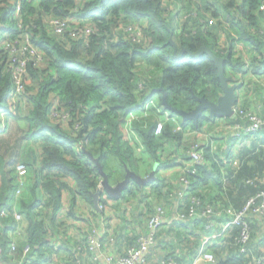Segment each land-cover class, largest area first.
<instances>
[{
  "label": "trees",
  "instance_id": "obj_1",
  "mask_svg": "<svg viewBox=\"0 0 264 264\" xmlns=\"http://www.w3.org/2000/svg\"><path fill=\"white\" fill-rule=\"evenodd\" d=\"M263 4L264 0H19L21 9L16 12L14 4L0 1V111H3L0 118L4 116L6 120L5 128L0 130V210H11L14 206L19 212L26 211H22L28 222L25 242L31 250L25 262L53 263V253L59 247L52 241L64 192L72 195L66 205L69 212L76 198L81 197L90 206L87 220L97 215V227L103 233L108 218L114 216L109 209L100 208L106 207L104 196L119 204L136 196L152 213V200L155 194L159 195L157 171L169 166L170 160L166 158L171 153H187L193 144L200 145L203 153L200 163L190 165L195 172L186 173L191 180L190 192L196 198L212 208L222 200V208L228 207L232 212L242 209L250 198H255L254 206L261 201L264 205V136L259 144L241 149L237 165L225 163L223 167L217 160L222 153L212 150L210 145L192 141L185 146L186 152L184 147L181 152V133L173 132L169 123L165 122L156 136L158 121L153 115H135L132 119L128 114L148 101L156 102L154 97L158 95L161 110L178 117L161 103L159 88L164 90L169 105L186 111L197 105L196 97L216 101L222 94L213 61L205 54L192 58L183 53L174 58L173 44L191 52L208 47L224 59L226 76L234 78L241 74V77L249 71L263 75ZM84 17L85 22H77ZM211 18L216 22L209 24ZM53 19L66 21L63 32L54 31L50 23ZM134 26L140 29L138 34L133 32ZM220 32L227 37L226 48L217 43ZM237 43L247 49L251 58L248 63L240 51L236 52ZM256 59H261L258 68L246 67L253 65V61L255 65ZM21 62L23 91L17 93L12 104L9 97L14 93V69ZM234 79L237 90L243 91L242 100L239 90L236 92L237 111L264 118V108L256 110L252 105L254 98L264 103V81ZM161 110L157 108L155 112L162 115ZM221 119L231 124L240 115L209 118L203 112L196 123L191 120L181 123L201 130L206 123ZM248 137L252 136L232 135L227 141L233 144ZM33 142L37 144L32 146ZM87 153L98 159L111 185L123 179L125 168L144 176L157 163L155 176L141 184L130 179L118 197H110L99 184L103 176ZM112 162L119 167L111 166ZM18 163L26 168L22 197L14 196ZM211 179L215 181V193L210 187L198 186ZM97 188H100L98 209L92 198ZM213 200L215 205L211 203ZM247 214L249 238L245 247L250 249L258 238L257 232L264 230V215L251 209ZM221 216L226 222L225 215ZM3 218L0 216V249L6 260L11 240L9 226L14 227L15 222L11 217ZM137 226L141 231L138 229L136 235L129 236L127 227L122 231V239L129 247L136 246L137 236L147 231L146 222ZM82 227L89 233L92 229L85 223L81 230ZM240 232L241 225L228 231L223 239L229 248L227 254L212 252L215 258L210 264H258L253 260L257 255L255 244L251 254L239 251L241 246L236 238ZM106 233L98 237L102 248ZM69 237L68 234L66 241L62 239L64 250L66 246L74 248ZM18 250L21 255V246ZM147 257L152 261L151 254ZM169 257L176 264L191 262V256L173 252L164 254L160 260ZM67 260V256L62 257L63 262ZM71 261L75 262V258Z\"/></svg>",
  "mask_w": 264,
  "mask_h": 264
},
{
  "label": "crops",
  "instance_id": "obj_2",
  "mask_svg": "<svg viewBox=\"0 0 264 264\" xmlns=\"http://www.w3.org/2000/svg\"><path fill=\"white\" fill-rule=\"evenodd\" d=\"M84 21H86V19H83ZM217 43L220 47L222 48H226L228 46V40L226 38L225 33H221L218 36V40ZM243 45L240 43L236 44V51L238 49V47H240ZM245 48V47H244ZM246 49V48H245ZM241 50L243 51V49H239L237 52H241ZM247 50V49H246ZM243 58L244 61H246L247 63L249 61H251V58H248V53L243 55V53L241 52L240 54ZM258 62L254 65V61H253V65H246L249 66L250 68L253 66L258 68L259 67V62H261V59H256ZM262 71L258 72L261 73ZM241 75V74H239ZM237 75L234 78H243L244 81L248 80L249 78H252L253 82H258V83H262L264 81V74L262 75H258V74H254L252 71H249L246 74H243L241 77ZM232 78V77H231ZM233 79V82L235 81V79ZM236 85L237 83L234 82ZM239 90V89H238ZM236 90V92L238 91ZM240 92V96H241V100L243 98V91L239 90ZM155 101H157L159 99V96L156 95L155 97ZM161 100V98H160ZM257 101V102H256ZM242 102V101H241ZM259 100H255L254 98V102H252V105L254 107H256V110H259L261 108H264V103H258ZM167 114V115H166ZM174 118L175 121L172 120H168L166 121V123H170L169 125L171 126L172 131L174 132H179L181 133V137L182 138H187V146L190 142H197L196 140H198V143H200L201 145H210L212 150L216 151L217 153H222L219 155V158H217V160L222 164V166H225V163H231L233 165H237V161L238 159V153L241 151V149H246V148H251L253 143H260L261 138H263V136H252V137H248L247 139H238L236 142H234L233 144H230L227 139L233 135V132L231 130H229L226 127L227 122L224 121L223 119H221L220 121H216L213 123H206L204 125V127L201 130H194L191 128L190 124H186V125H182V121L180 119V117H174L171 116L169 113L167 112H163V114L160 116L159 120H166L167 118ZM172 124V125H171ZM177 126H179L181 129L178 130ZM182 142V141H181ZM183 145L181 144L179 147V151H183L182 147ZM187 148V147H186ZM186 148L184 147V151L186 152ZM229 153H231V155L229 156ZM165 157L167 156L166 153ZM184 155V156H182ZM222 155V156H221ZM161 156V153H160ZM222 157V158H221ZM165 159V158H164ZM167 160H170V164L169 166H164L159 168V170L157 171V177L158 180L160 181V185H159V191L157 193H159V200L157 199H153L152 202V206L157 205V204H161L165 211V218L167 220V218H169V216L171 215L172 220L169 219L168 221H171L173 227H180L182 229H184V231L186 230V233H184V231L180 232L179 229H175V231L173 230V234L171 235H167V233L161 234L159 235L158 239L165 237V239H170L171 240V244L174 245V247H167V245L165 247H163V251L162 248L160 246H164L162 242H158L157 246H159V248L155 249V253H156V258L157 259H161L162 257H164V254L168 253V252H173L174 254L178 253H182V254H187V257L190 258L191 256V261L193 259V255L197 252V250L199 249L200 243H201V239L199 237H193L191 236L194 228L195 229H203L205 230L206 224L209 220H212L214 223V226L212 227V231H210L212 234L217 233L221 226L222 223H224L223 221V217L224 216H211L209 219L208 218H200L196 221L195 225H190V223L187 222H181L176 220V216L179 212H185L186 211V204H188L189 200L186 197H180V193H182L183 191V184L181 183L180 179L182 176L186 175V169L190 168V165L192 164L191 159L188 156V150L187 153H171V155L168 156V158H166ZM151 171V170H150ZM150 172L146 173L144 177L146 178L149 175ZM226 171L223 168L222 170V178H225ZM198 186L203 187H207L211 189L212 193L216 192L215 189V181L214 180H210L208 181L206 184L204 183H198ZM196 189V188H195ZM198 189V188H197ZM200 189V188H199ZM80 198V197H77ZM76 198V199H77ZM110 199V198H109ZM158 201H162L163 203H159ZM222 200H218L216 202L217 205H215V201L213 200L211 203H213L215 205V211H219L221 206L223 204H221ZM112 203H114L115 201H111ZM157 202V203H156ZM220 202V203H219ZM83 208L76 213V215L72 216V215H66L68 217V221H67V225H69V230L74 232V233H78L81 230V226H83V224H88V220L86 218V215L88 214V210H90V206L86 203L83 202ZM152 213H150L147 217V220L149 218V216ZM170 217V218H171ZM91 220H94L95 222L97 221V215L96 217H93L92 215L90 216ZM90 220V221H91ZM114 217L109 221H113ZM147 220H146V225H147ZM72 226V227H71ZM20 231V230H19ZM264 230H260L257 232L256 237L257 240H253L254 242H252L251 247L254 246V244L257 246V250L254 251L255 253H257V255L262 254L264 252V242L262 241L263 237L262 236V232ZM23 232V234L21 233ZM69 232V231H68ZM21 233V234H20ZM16 232L14 235H12L11 239L15 240L18 243V246H22L24 243H26V232H25V228L23 227V229H21V231ZM23 235V236H22ZM55 235V234H54ZM66 235L67 232H66ZM56 237V235H55ZM181 237H182V241H181ZM64 239V238H62ZM62 239L54 241L56 246L59 247L58 250H56V252H54L53 254V261L55 259L60 260V262L62 261V257L66 256V253H70V249H68L67 247H65L64 250V246H62ZM66 241V239H64ZM163 240V239H162ZM23 242V243H22ZM63 247V248H62ZM251 247H250V253L251 252ZM86 249V247H75L74 249H72V254L74 251V255H81L82 250ZM227 249V243H225V241H223V238H213L209 241V244L206 246V250L207 251H211V252H215L218 253L221 256H225L227 253L226 251H228ZM19 250H17L18 253ZM88 251V250H87ZM90 254L91 259L93 260V258L95 257V255H97V253L93 252V251H88ZM30 253V252H29ZM87 253V252H86ZM0 256H1V262L2 264H5L6 261H9L8 258L5 260L2 257V252L0 249ZM17 259L19 261L21 255L17 254ZM73 256V255H72ZM75 260L77 259V257H75ZM94 262H96L97 259L94 258ZM17 261V262H18ZM31 261V260H30ZM16 262V263H17ZM151 263H154V261L152 260ZM191 263V262H190ZM29 264H31L29 262ZM47 264H50L49 262ZM53 264V263H52ZM62 264H65V261H62ZM92 264V263H91ZM201 264H210V263H201Z\"/></svg>",
  "mask_w": 264,
  "mask_h": 264
},
{
  "label": "built area",
  "instance_id": "obj_3",
  "mask_svg": "<svg viewBox=\"0 0 264 264\" xmlns=\"http://www.w3.org/2000/svg\"><path fill=\"white\" fill-rule=\"evenodd\" d=\"M5 1V0H3ZM10 1V0H7ZM12 4L15 5V11H20V5L19 0H12ZM264 9V4L262 6ZM78 23L85 22L84 20H78ZM52 27L54 28V31L56 33H61L64 30V27L66 26V21H59V20H51L50 21ZM209 24L212 23L211 20L208 21ZM82 31L79 30V34ZM14 72V81H15V87H14V93L10 95L9 100L10 103L13 101L12 99L16 98L17 93H20L23 91V84L21 81L23 72H24V65L23 62L19 63L18 66L15 67ZM8 100V101H9ZM13 104V103H12ZM3 111H0V113ZM245 111H237V108L234 106L233 108V114L237 113L240 115V119L234 120L233 123H227L226 127L233 132V135L237 137H241L242 135H249V136H264V118L258 117L255 114H252L250 112ZM232 114V115H233ZM172 120L175 121L174 118H167L166 120H159L155 130L154 134L157 136L161 133L163 125L166 121ZM177 129L180 130L181 128L177 126ZM188 156L191 159L192 163H200L203 160V153L202 148L198 144H193L188 149ZM16 188H15V197L19 196L21 193V189L24 186V180L26 176V168L23 163H18L16 165ZM191 172L194 173L195 170L192 168L186 169V173ZM225 178H222V181ZM181 183L183 184V191L180 193V197H186L189 202L186 204V211L185 212H179L176 216V220L181 222H187L190 223V225H195L196 221L200 218H210L213 216H221L225 215L227 218V221L222 223V226L220 230L217 233L212 234L210 229L214 226V223L212 220H209L206 224L205 230L203 229H195L191 236L193 237H199L202 241L200 243L199 249L197 252L193 255V259L190 264H201V263H211L214 261L215 255L211 251L206 250V246L209 244V241L213 238H223L227 237L228 231L233 226L241 225V232L239 236L236 238V242L240 244V252L244 253V255L251 254L249 251L250 249L245 247L246 243L248 242L249 238V226L246 222V218L249 214L248 211L251 209L255 213H262L264 215V205L263 201H261L258 205L254 206L255 198H250L244 207L240 209L239 211L232 212V210L228 207L220 208L219 211H215L214 208H212L210 205L203 204L201 200L196 198L193 194L190 192L191 189V180L185 175L182 176L180 179ZM264 194V192H263ZM109 206L112 205V202L108 200ZM106 205V204H105ZM200 205H203L200 207ZM108 206V205H107ZM106 207L100 206L101 208L106 209ZM108 206V207H109ZM99 207V206H98ZM108 210V209H107ZM11 211L12 213H15L12 215L14 217L15 226H17L20 222V218L22 216L21 213H18L15 211V208L9 210L7 208H2L0 210V216L6 217L9 215ZM21 214V215H20ZM166 211L164 207L161 204H157L154 208L153 213L149 216L147 220V231L146 233L139 234L136 239V246H130L124 254H119V256H110L107 259V262L105 264H176V261H173L171 257L168 259H157L156 258V251H155V244L158 240V233L160 231L161 225L166 222L167 224H172L171 221H168L171 218H168L167 221L165 218ZM14 226V227H15ZM104 228V227H101ZM91 232L93 233L92 236H90ZM107 232L104 230L103 233H100L98 227L91 229L90 233L86 236V245L89 247L88 249L90 251H93L97 253L98 245L101 249V244L98 239V237H101V235H104V233ZM97 234V236L95 235ZM74 249V248H73ZM17 250H18V244L15 240H10L9 242V250H8V260L5 264H29V261L25 262V259L29 255V252L31 250L30 244L25 243L21 246V257L18 261L17 259ZM73 254L74 251H73ZM151 254V259L154 261V263H151L147 255ZM95 259H98V253L94 257ZM253 260L258 264H264V252L260 255L253 256ZM18 261V262H17ZM17 262V263H16ZM0 264L1 262V256H0ZM80 264V263H79Z\"/></svg>",
  "mask_w": 264,
  "mask_h": 264
},
{
  "label": "rangeland",
  "instance_id": "obj_4",
  "mask_svg": "<svg viewBox=\"0 0 264 264\" xmlns=\"http://www.w3.org/2000/svg\"><path fill=\"white\" fill-rule=\"evenodd\" d=\"M0 1H3V0H0ZM9 3L12 4V0H10ZM209 20H211L212 23L216 22V20L214 18H211ZM132 30H133V32L135 34H138L140 29H138V27L134 26V28ZM239 49H243V51L241 50L243 55L248 53V51L244 48V46L243 47L242 46L238 47L237 51ZM33 86H34V84H33ZM12 100L13 101H11V103H15L16 100H17V97L15 99H12ZM159 104H160L159 99L156 102L148 101L139 110L138 109L137 110H131L128 113L129 117H132V119H134L135 115H137V116L138 115L147 116L148 114H151V115L154 116V120L159 121L161 115H159L158 112H155L157 110V108H159L161 110V106H159ZM154 108L156 110L153 112L152 110ZM161 111H162L161 113L163 114L164 110H161ZM5 121L6 120H5L4 116H2L0 118V130L1 131L5 128ZM186 140H187V138H183L182 139V145H183L182 147L187 146V141ZM196 141L198 142V140H196ZM35 144H37V143L33 142L32 146H34ZM111 166L119 167L117 162H112ZM107 169L110 170L109 167H107ZM101 181H102V179H100V181H99L100 185H101ZM24 182H26V178H25ZM0 184H1V176H0ZM16 185H17V182H16ZM21 190H23V187H22ZM14 196H15V194H14ZM148 196H151V194L148 195ZM21 197H22V195H21ZM104 197H105V199H104L105 203L107 202L105 206H107V205L109 206V202H108L109 198H107L106 196H104ZM71 199H72V195L71 194H67V192H64V194H62L63 206L61 207V209L59 211V215L56 218V221H57V222H55L56 223L55 224L56 225V227H55V229H56V234H55L56 237H55V235H53V241L52 242L56 241V239L57 240H60L62 238L66 239V232L69 231L68 234L71 235V237H69V238L73 242L74 248L77 247V246H79V247L82 246V247L89 248L86 245V236L89 233L88 230L85 232L84 231V227H82V230H80L78 233H74V232L70 231L69 228H67V227H69V225H67L68 217L66 216V214L74 216V215H76V213H79L77 211L81 210L83 208V205H84L81 197L77 198L76 201H74V206H71V209H70V212H69V210L67 209L66 205L70 204ZM155 199L159 200V195L155 194ZM75 202H76V204H75ZM158 202L159 203H163L162 201H158ZM140 203H141L140 198L134 196L133 198L126 199L124 203L119 204V203L114 202L109 207L107 206V209H109L110 212H112V214H114V216H110L108 218V220L110 221L113 217H114V220L109 222L108 224L104 223L105 226L107 227V229H106L107 233L105 235H107L108 237L106 238V241L104 243V247L103 248H102V245H101V249H100L99 245H98V250H97L98 259L96 260V262H94L95 261L94 258H93V260L91 259L90 254H89V252L87 250L83 249L81 255H74V254H72V249L73 248L66 246L68 249H70L71 254L70 253H66V256H67L68 260L65 261V264H79V263L80 264H91V263L92 264H105V262H107V259L110 256H113V255L114 256H119L118 253H123V251L126 250L127 247H129V244L128 243L126 244V240L122 239V236H123L122 231L124 230V228L127 227V229H128L127 233H128L129 236L136 235V233L138 232V229H139V231H141V229L138 228L137 225H139V226L144 225V223L146 222V219H147L146 216H148L150 214V211H148V208L146 206L144 207ZM152 204H153V202H152ZM150 205L151 204H149V206ZM155 206L156 205L152 206L153 211H154ZM13 207L14 206H12V208ZM15 211L18 212V213H21L22 216H21L20 222H19V224L17 226H15V227H13L11 225L9 226L10 229H11L10 230V234H9V238H11L12 235H14L16 232L20 233V231H21V229H23V227L25 228V232L27 234V224H28V222H27V219H26L25 215L23 214L26 211L25 210H21V212H19L16 209H15ZM22 211H23V213H22ZM145 211L148 212L147 215H146ZM153 211H152V213H153ZM9 213H10V215H7L3 219H7V218L11 217L14 220V217L12 215H14L15 213H12V215H11V211ZM103 214L107 215V212L105 213V211H103ZM108 215H110V214H108ZM171 215L169 216V218L171 217ZM46 218L48 219L49 215ZM90 220H88L87 222H88L89 226L93 229V228H95L97 226V222L94 221L95 219L91 220V221ZM165 221H167V220H165ZM180 227H178V228L177 227H173L172 224H169V223L167 224L166 222H164L161 225V227H160V231H159L160 234H158V236L161 235V234H164V233H167V235L169 236V235L173 234V230L175 231V229H179L180 232L184 231V229H182ZM51 228L52 227H50V229ZM21 233L23 234V232H21ZM184 233H186V230L184 231ZM26 234H24V235H26ZM92 235H93V233L91 232L90 236H92ZM95 235L97 236L96 233H95ZM181 241H182V237H181ZM158 242H162L163 243L164 246H160L159 245L161 248L165 247L166 245H167V247H174V245L171 244V240L170 239L166 240L165 237L158 239L157 243ZM154 246H155V249L159 248V246H157V244H155ZM116 250H117V252H116ZM72 255H73V257L74 256L77 257L75 262L71 261V259L73 258ZM53 264H62V261L60 262V260L55 259Z\"/></svg>",
  "mask_w": 264,
  "mask_h": 264
},
{
  "label": "water",
  "instance_id": "obj_5",
  "mask_svg": "<svg viewBox=\"0 0 264 264\" xmlns=\"http://www.w3.org/2000/svg\"><path fill=\"white\" fill-rule=\"evenodd\" d=\"M183 53H187L192 58H198L202 54L207 55L214 63L217 70V77L219 79V86L221 88L222 94L218 97L216 101H208L204 97H196L197 105L189 111L177 109L169 105L166 101V95L163 89L159 88L161 93V103L168 109L170 112L176 114L180 117L181 121H193L196 123L197 118L203 113L207 112L209 118L212 117H231L233 114V108L237 103V93L236 90L238 86L233 82V79L230 76H226L224 73V59L222 57L216 56L208 47L203 46L196 52H191L187 47L177 48L173 44L172 56L174 58H179ZM88 157L97 165L98 171L101 173L102 181L101 187L105 190L108 196L118 197L124 189L129 185L130 179H133L138 184L145 183L155 176V171L157 168V163L154 164L149 175L144 178L135 172L125 168V175L122 180L118 181L115 185L108 183L106 174L101 169L100 163L96 157H93L87 153ZM100 188H97L93 193V205L98 209V200H99Z\"/></svg>",
  "mask_w": 264,
  "mask_h": 264
},
{
  "label": "clouds",
  "instance_id": "obj_6",
  "mask_svg": "<svg viewBox=\"0 0 264 264\" xmlns=\"http://www.w3.org/2000/svg\"><path fill=\"white\" fill-rule=\"evenodd\" d=\"M85 18V17H84ZM86 19V18H85Z\"/></svg>",
  "mask_w": 264,
  "mask_h": 264
}]
</instances>
